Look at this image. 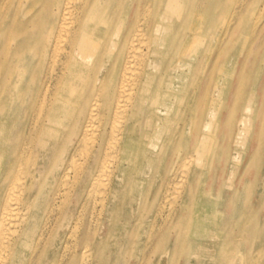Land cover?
I'll use <instances>...</instances> for the list:
<instances>
[{
  "label": "bare ground",
  "instance_id": "1",
  "mask_svg": "<svg viewBox=\"0 0 264 264\" xmlns=\"http://www.w3.org/2000/svg\"><path fill=\"white\" fill-rule=\"evenodd\" d=\"M22 1L0 0V45L17 42L5 59L0 51V87L19 53L34 50L29 59H36L35 87L28 108L43 121L35 129L42 126V149L53 159L48 169L52 175L42 177L50 190V196L43 197V190L37 189L40 180H31L32 174L24 179L21 163L29 150V133L19 132L8 143V135L0 132V150L4 157L6 152L11 155L4 165L0 155V264H133L127 249L134 244L148 196L141 176L159 152L162 163L171 157L176 162L157 169L162 183L169 181L162 205L169 204L167 220L175 219L173 225L180 229L192 214V235L199 231V238H210L211 227L219 223L215 204L198 190L199 184L216 164L223 165L213 177L218 189L229 184V264L239 262L232 252L234 237L243 236L255 222L247 182L256 144L252 125L264 133V0H237L223 33L214 14L218 0H117L111 11L108 3L94 11L93 0H37L30 6L35 11L24 20ZM171 15L182 16L175 29ZM99 17L107 23V59L102 51L96 57L89 53L102 48L95 37ZM116 24L119 29L110 32L109 26ZM219 35L223 49L216 53ZM238 43L244 46V56L229 53ZM43 56L51 59L46 78ZM229 65L238 76L237 88L217 93L219 70ZM58 66L65 91L52 94ZM252 76L255 106L250 100L248 112L235 125L229 116H222L219 124L222 110L229 109V96H236L238 86L247 87ZM50 125L67 132L47 146L52 135L59 136L46 132ZM182 132H192L191 139L182 141ZM212 132H223L222 146L228 151L229 138L236 133L230 176L226 151L212 156L210 169L205 168L213 151ZM242 156L245 164L239 167ZM163 188L151 190L155 202L161 200ZM132 200L136 211L130 216L134 209H122L135 207ZM44 206L48 213L41 225ZM105 213L113 219L111 226L102 219ZM122 221L128 224L125 233L115 236ZM102 222L108 231L104 242L95 244V229ZM56 225L59 231L51 240ZM113 236L124 248L111 260L107 245Z\"/></svg>",
  "mask_w": 264,
  "mask_h": 264
},
{
  "label": "rangeland",
  "instance_id": "2",
  "mask_svg": "<svg viewBox=\"0 0 264 264\" xmlns=\"http://www.w3.org/2000/svg\"><path fill=\"white\" fill-rule=\"evenodd\" d=\"M37 0H23L22 1V10L21 18L27 19L29 18L35 9H31V2ZM94 11H99L103 9L104 6H109V11H111L114 7H117V0H93ZM154 0H152L153 2ZM237 0H218L217 5L214 11L221 19V25L219 26V30L223 33L224 29L226 28V24L228 20L231 18V8L232 5L235 4ZM42 2V0H41ZM116 2V3H115ZM222 2L226 3V9H222ZM11 3H14L13 1ZM41 4V3H39ZM154 7V4L152 5ZM12 7V6H11ZM43 8L42 5L39 6V9ZM125 14V13H124ZM172 21L175 23L172 25L173 29L176 28L177 20L182 16L171 15ZM105 18L98 19L96 23L97 33L95 37L101 39L102 48L99 50L89 52L95 53V57L97 56L98 52H103V59H107V36H103V33H106L105 27L106 22L103 21ZM170 19H168V22ZM167 22V23H168ZM171 24V23H170ZM169 24V25H170ZM168 25V26H169ZM120 24L111 25L109 26V31L114 32L115 30L119 29ZM125 27L128 29V24H125ZM112 32V33H113ZM172 36V33L171 35ZM104 37V38H103ZM0 38H2L0 36ZM218 43L215 45L216 53L221 52L223 48H221L222 41L219 35ZM241 42L245 43L242 39ZM17 42L14 40H7V42L3 45H0V51H2L1 59H5L4 55L12 53L14 48L16 47ZM52 46H50L51 48ZM104 47V48H103ZM34 50H31L26 55L24 53H19V58H16L9 66V73L6 77V82L1 85L0 87V132L2 134L8 135L6 142H10L12 137H15V134L19 132H28V142H29V150L22 158V166H23V174L24 179L28 178L30 174L34 182L37 183V189H42L43 197L50 196V190L48 184H45L44 178L45 175H52L48 172L49 168H51L50 164L53 159L49 158V155H46L45 151L42 149L43 140L40 136V126L39 130L35 129L36 123L39 121V117L37 114H33L31 116L29 111V103L30 100L33 98L32 93L34 90V77L36 75L35 72V60H30L34 54ZM229 53L231 55H239L244 56L246 51L244 50V46L241 43L238 47L236 46L234 49H229ZM10 57V56H9ZM8 57V58H9ZM30 61V62H29ZM51 59L49 56H43L42 63H41V70L42 78L45 77V73L48 70L47 68L50 65ZM30 63V64H29ZM81 62H78V64ZM56 72L54 75V80L52 82V94L54 92H62L65 91V88L62 87L60 80H61V69L58 66L56 68ZM221 78H219L216 91L225 90L229 94L235 90L234 86L237 85L238 76L232 75V68L223 67L221 70ZM45 72V73H44ZM231 73V75H230ZM81 74V73H80ZM101 72L99 75H102ZM89 75V72L86 73V77ZM50 76V73H47V77ZM46 78V77H45ZM254 78L253 76L247 82V87L238 86L236 89V96L230 98L229 96V109L228 111L222 110L223 114L219 117L221 124V118H226L229 116V123L235 125L238 123L239 119H242L245 112H248L250 104L249 101H252V106L256 98H252L250 95L253 88ZM237 88V86H236ZM258 102V101H257ZM219 122V120H218ZM40 124H43V121H39ZM35 124V125H34ZM256 124V123H255ZM252 125L250 130L251 135H254L255 138V155L253 157V173L251 177L247 178V182L249 183L248 188H250V197L252 196V207L255 213V222L253 224V228L251 229L250 226L248 227L246 233L242 236L238 233V236L235 235L234 237V251H232L239 262L236 260L233 261L234 264H264V133L262 128H259L256 125ZM27 128H26V127ZM260 126V125H259ZM25 127V128H24ZM264 129V128H263ZM46 132H57L58 137L52 135L53 138L49 139L48 142L45 143L47 146L55 143L57 140L59 141L62 137L63 132H67V129L60 127V126H52L50 125ZM192 132H182L181 140L188 141L191 139ZM198 135L202 134V132H196ZM223 132H212V138L214 137V141L212 140V154L207 161L206 169H210L211 160L213 159L212 156L216 154V156H222V152L226 151L229 152V163H227V167L229 168V176H230V169L232 165V160L234 159L232 156H236V144L234 143L235 140V132H233V136L229 138V147L226 149L224 145L225 140L223 139ZM41 145V146H40ZM243 152V150H241ZM2 153V151L0 150ZM185 152V151H184ZM169 153V151H168ZM3 165L6 164L10 160V152L5 154V157L2 154ZM162 152H159L156 158L150 161L145 168V173L141 176L143 177V182H145L144 192H148L147 200L145 199V206H144V215L141 220L138 222L137 227L135 229V234L133 238L135 239L134 244L131 245L127 250L131 253V260L133 264H229V207L227 208V199L229 195V184H222L221 188L218 189L216 186V179L213 177L216 171L221 169V163L216 164L215 168L212 172L206 174V178L203 184H199V189H203V195L209 202L215 204L216 206V215L219 219V223L217 226L211 227L210 238H199V231L194 232V234L198 236L192 235V214L187 219V221L183 224L180 229H177V225H173L176 221L172 217L167 220V207H162L164 203H166L163 198L168 193L169 181L162 183L161 175L157 172V169H161L163 166H172L176 162L173 161L172 157L168 158L167 161L165 160L162 163ZM239 161L237 162L239 167H242L245 164V160L241 163V158L238 157ZM162 163V164H161ZM1 168V172H2ZM202 169V168H200ZM204 171V169H202ZM55 172V169L52 170ZM154 172H156L154 174ZM228 173L226 176H228ZM57 178H59V174H57ZM27 180V179H26ZM154 182V184L152 183ZM226 182V178H225ZM150 184V185H147ZM164 184V188L161 191V200L155 202L153 200V191L156 187L159 188L160 185ZM222 194V196H221ZM132 197V195H130ZM144 199V198H143ZM49 200V199H48ZM133 201V200H132ZM133 206L135 207H128L124 206L122 210L127 212L128 209L131 210L130 216H132L136 211V201L132 202ZM47 206L43 207L42 214H46ZM163 208V211H162ZM170 208V207H169ZM162 211V214L159 213ZM48 213V212H47ZM122 215L124 213L120 212ZM119 213V214H120ZM118 214V215H119ZM121 216V215H120ZM127 218V217H126ZM131 218V217H130ZM128 218V219H130ZM42 221L44 224L46 216L43 218ZM104 223H109L111 226L113 224V219H108L106 213L102 217ZM118 219V218H117ZM125 219H123L124 221ZM120 222L121 228L118 229V232L115 233V236H120L121 234L125 233V227L128 226L126 222ZM102 222V226L100 228L95 229L97 232L96 238L97 241L95 244H100L104 242V238L106 236V231H108V226H105ZM59 225H56L51 234V240L56 238V235L59 231ZM93 231V230H92ZM220 234L221 236L217 238V235ZM214 235L213 237H211ZM113 236L112 241H110V246L107 245L109 251V257L112 260L114 256L117 255L119 251H121L124 247H121V244L116 243V237ZM144 240L143 243L138 244V240ZM50 240V241H51ZM102 245V244H101ZM105 247V246H104ZM247 251V253L245 252Z\"/></svg>",
  "mask_w": 264,
  "mask_h": 264
}]
</instances>
